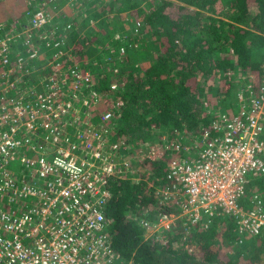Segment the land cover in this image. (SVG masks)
Instances as JSON below:
<instances>
[{
  "label": "trees",
  "instance_id": "16d2710c",
  "mask_svg": "<svg viewBox=\"0 0 264 264\" xmlns=\"http://www.w3.org/2000/svg\"><path fill=\"white\" fill-rule=\"evenodd\" d=\"M31 1L0 0V23L28 26ZM56 6L62 15L53 21L59 30L49 47L69 24L60 61L68 73L76 67L89 75L92 85L82 94L89 99L91 89L97 100L87 113L94 126L108 129L120 155L105 212L114 251L125 264H264V236H241L229 216L214 215L206 228L190 226L188 233L179 219L157 238H147L142 223L180 212L161 199L170 184L172 142L198 146L218 110L234 114L240 94L264 87V0H56ZM29 49L22 38L15 51L26 57ZM40 56L24 67L23 83L49 72L53 57ZM97 104L111 112L107 123ZM254 195L264 202V174L247 176L239 207L250 210Z\"/></svg>",
  "mask_w": 264,
  "mask_h": 264
},
{
  "label": "built area",
  "instance_id": "2783aa9c",
  "mask_svg": "<svg viewBox=\"0 0 264 264\" xmlns=\"http://www.w3.org/2000/svg\"><path fill=\"white\" fill-rule=\"evenodd\" d=\"M26 4L28 26L0 23V264H125L112 247L105 213L120 155L108 129L94 126L87 113L95 112L97 93L89 89L85 99L89 75L76 67L68 73L60 61L69 24L49 47L59 30L53 21L62 15L56 0ZM22 38L30 47L26 57L15 51ZM44 52L53 57L49 72L23 83L24 67ZM245 96L239 95L237 114L217 115L198 146L172 142L170 184L161 199L180 212L156 224L143 221L147 238L179 219L186 233L206 228L214 215L233 218L241 236H264L260 197L249 198L250 210L238 204L247 176L264 174V87ZM111 118L107 111L100 120Z\"/></svg>",
  "mask_w": 264,
  "mask_h": 264
},
{
  "label": "rangeland",
  "instance_id": "374dc122",
  "mask_svg": "<svg viewBox=\"0 0 264 264\" xmlns=\"http://www.w3.org/2000/svg\"><path fill=\"white\" fill-rule=\"evenodd\" d=\"M22 5H23V6L25 5V1L22 2ZM126 34H128V32H124V35H126ZM47 54H49V53H47ZM42 55H43V56H46L45 52H44ZM13 57H14V54H13L12 52H10V53H9V58L12 59ZM95 107H96V109H97L99 112H103V108H102V106H101L100 104H97ZM236 107H237L236 103H232L230 112H234V111L236 110ZM238 111H239V109H238ZM237 113H238V112H235L234 114H237ZM221 114H224V113H221V112L218 110V115H221ZM195 154H196V152H195ZM164 231H166V230L162 229V230L160 231V233L156 236V238H157L159 235H161ZM147 235H148L149 238H151V234H147ZM160 237H161V236H160ZM242 244H243V242L240 243V245H242ZM189 252H190V251H189Z\"/></svg>",
  "mask_w": 264,
  "mask_h": 264
}]
</instances>
